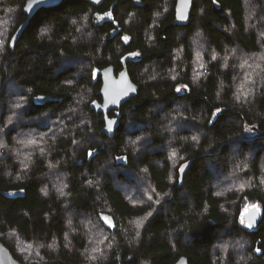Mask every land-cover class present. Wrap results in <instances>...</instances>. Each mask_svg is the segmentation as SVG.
<instances>
[{
	"label": "trees",
	"instance_id": "1",
	"mask_svg": "<svg viewBox=\"0 0 264 264\" xmlns=\"http://www.w3.org/2000/svg\"><path fill=\"white\" fill-rule=\"evenodd\" d=\"M26 1L0 0V242L12 256L264 264V0H193L185 26H172L176 0H63L12 45ZM129 56L138 92L105 134L100 72ZM246 204L259 206L255 229Z\"/></svg>",
	"mask_w": 264,
	"mask_h": 264
},
{
	"label": "water",
	"instance_id": "2",
	"mask_svg": "<svg viewBox=\"0 0 264 264\" xmlns=\"http://www.w3.org/2000/svg\"><path fill=\"white\" fill-rule=\"evenodd\" d=\"M91 6L98 8L102 6L106 1L111 0H82ZM117 1H129L134 3L136 6H142L141 0H117ZM216 8H219V4L216 0H210ZM63 0H27L23 12L26 16V20L18 27L15 34L12 37L11 44L14 45L23 31L29 24L30 20L34 15L41 9H49L58 6ZM193 9V0H176L175 5V18L172 26H185L188 24ZM117 32V31H116ZM113 32L111 37L116 34ZM133 57L129 56L125 58L122 62V70L116 75L115 68L112 66L105 67L101 70V88L99 95L101 98L100 103H96L93 109L97 114L103 116V121L105 123L104 133L110 134L115 126L117 125L116 118H109L108 113L111 111L119 110L127 101L135 97L138 92L137 86L131 81L125 63L126 61L132 60ZM48 99L39 97L38 102L44 103ZM192 161H188L181 165L179 168V178L183 179L188 168L190 167ZM260 217V210L253 207L250 208L244 215V219L247 225L255 229L258 224V219ZM0 264H21L17 261L11 254V252L0 242ZM175 264H188L186 258H180Z\"/></svg>",
	"mask_w": 264,
	"mask_h": 264
},
{
	"label": "rangeland",
	"instance_id": "3",
	"mask_svg": "<svg viewBox=\"0 0 264 264\" xmlns=\"http://www.w3.org/2000/svg\"><path fill=\"white\" fill-rule=\"evenodd\" d=\"M108 17H104V18H100V20H102V19H107ZM263 50H264V48H263ZM264 52V51H263ZM260 57V56H259ZM257 58V57H256ZM261 58H264V55H263V53H262V57ZM257 60H260V58H258V59H256V61ZM253 62L252 61H250V58H247L246 59V61L244 62V63H241V65L243 64L244 66H247L244 70L241 68V72L244 74V79L246 80V82H248L250 79H251V76L253 77L254 76V74L253 73H255V69L254 70H251V68L253 67V64H252ZM252 71V72H251ZM250 72V73H249ZM243 83H244V81H243ZM16 111H18L19 112V109L16 107ZM43 120V122H45L46 121V119H42ZM29 141H27V140H25V139H21V140H19V141H15L14 142V145L16 146V148H18V149H23V151H24V149H26L27 148V143H28ZM27 153V151L25 152V154ZM217 185H219V190H221V191H223V192H225V191H227V190H231V189H235V188H238V189H240L241 187H243V185H241V186H238V184L236 185V184H230V183H228V182H226V180H222V182L220 183L219 182V184H217ZM218 187V186H217ZM253 207H255V208H257V209H259V206L258 205H252V204H246L245 206H244V208H243V211H242V213H241V221L243 220V223L245 224V225H247V223H246V221H245V219H244V215H245V213L250 209V208H253ZM93 238V237H92ZM92 238H89V241L90 242H92V243H95V241L92 239ZM233 244L232 243H228L227 245H223V247L221 248L222 250H224V252H226L227 250H230V249H233V246H232ZM232 246V247H231ZM37 250V249H36ZM20 251L21 252H24L25 253V251L27 252V250H25V249H23V251L20 249Z\"/></svg>",
	"mask_w": 264,
	"mask_h": 264
},
{
	"label": "flooded vegetation",
	"instance_id": "4",
	"mask_svg": "<svg viewBox=\"0 0 264 264\" xmlns=\"http://www.w3.org/2000/svg\"><path fill=\"white\" fill-rule=\"evenodd\" d=\"M111 1H117V0H111ZM106 2H107V1H106ZM119 2H121V1H119ZM123 2H129V1H123ZM130 3H132V2H130ZM133 4H134V3H133ZM101 17H102V18H104V17H108V18H109L108 15H102V16H100V18H101ZM112 33H113V32H112ZM112 33H111V34H112ZM122 69H123V68H122ZM122 69H121V70H122ZM121 70H120V71H121ZM120 71H117V70L115 69V74L117 75ZM100 77H101V76H100Z\"/></svg>",
	"mask_w": 264,
	"mask_h": 264
},
{
	"label": "snow or ice",
	"instance_id": "5",
	"mask_svg": "<svg viewBox=\"0 0 264 264\" xmlns=\"http://www.w3.org/2000/svg\"><path fill=\"white\" fill-rule=\"evenodd\" d=\"M180 89H177V91H179ZM195 139V138H194ZM241 223H243V220L241 221Z\"/></svg>",
	"mask_w": 264,
	"mask_h": 264
}]
</instances>
